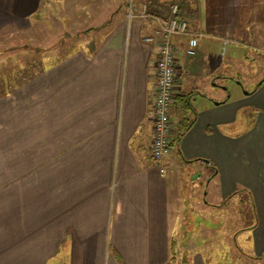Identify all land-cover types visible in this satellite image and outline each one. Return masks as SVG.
Returning a JSON list of instances; mask_svg holds the SVG:
<instances>
[{
    "label": "crops",
    "instance_id": "obj_1",
    "mask_svg": "<svg viewBox=\"0 0 264 264\" xmlns=\"http://www.w3.org/2000/svg\"><path fill=\"white\" fill-rule=\"evenodd\" d=\"M79 1L0 0L5 24L57 18L64 31L52 40L73 43L31 62L30 75L22 62L0 95V264H206L174 251L193 230L184 204L193 214L199 199L210 210L237 197L253 200V246L264 254V62L241 100L223 82L232 47L244 58L247 46L264 51V0H179L189 30L203 34L211 90L195 98L194 124L161 163L151 155L157 44L143 40L159 26L139 16L152 0ZM57 3L62 16H41ZM174 40L178 73L186 39ZM178 110L175 97L172 138Z\"/></svg>",
    "mask_w": 264,
    "mask_h": 264
},
{
    "label": "rangeland",
    "instance_id": "obj_2",
    "mask_svg": "<svg viewBox=\"0 0 264 264\" xmlns=\"http://www.w3.org/2000/svg\"><path fill=\"white\" fill-rule=\"evenodd\" d=\"M88 1L81 0L79 4L84 6ZM128 1L130 2L131 0ZM165 2L168 4L177 2L180 5L179 0H167ZM76 3L77 1L74 2V4ZM152 3L156 4L158 2L152 0ZM202 6L203 10H205V4H202ZM75 8L78 11V7ZM41 11V16L48 14L62 16L63 7L61 3H57L55 8L44 7ZM192 19L196 22V18ZM4 21L3 18H0V95L13 90L16 77L18 76L15 75L16 70L19 69L22 62L25 64L23 76L30 75L32 72V68L29 67L31 62H37L39 64L42 59L50 61L52 54L55 53V57L61 56L62 49L68 51L70 49L69 46L73 44L71 43L69 45V43H66L63 46V44L61 45L62 38L56 41L52 40L55 34L62 36L64 31L63 23L57 18L33 19V22L23 23L27 25L23 30L20 29L17 23L6 22L7 24H5ZM71 30H73V36L79 31L76 28H72ZM16 31L21 32L19 33V38L17 35L14 38L13 33ZM21 35L22 40L20 39ZM31 35L33 39L29 38ZM184 38L186 39V36ZM19 45L24 46L22 53L19 50L15 51V47ZM38 46H40L39 49ZM31 47L35 49L34 51L32 50L33 52L30 50ZM201 49L202 54L199 55L197 53V55L190 56L184 52L183 54L187 57L183 56L180 63L182 70L176 73V86L180 93L192 92L194 94L193 97L195 96L191 100L192 111L190 112L192 114L195 109V98L196 100H201V93L204 94L207 90H211L210 80L207 78L209 68H211L210 61L208 60L209 55L206 54L204 47H201ZM240 49L243 48H231V67L226 68L231 78H226L223 81L225 83L224 86L230 92L231 101L241 100L246 97L245 93L249 89V82H251L252 78H256L261 74V63L264 62V51L254 46H247V58H244V54H241ZM198 61V66L194 65V71L191 72V64L193 62L195 64ZM254 71L255 74H253ZM210 83L213 84L215 82L211 81ZM243 84L245 87L242 86ZM217 86L220 87L219 84ZM195 91L199 93L196 94L197 92ZM243 101V103H249V100L245 99ZM250 106L251 103L250 105H246V108L252 110V106ZM195 175L196 173L189 175V179H195ZM209 189L207 200L210 203L217 202L216 199L214 200L212 198V189ZM239 193H235L233 197ZM197 207H193L192 214L191 209L185 207L184 204L183 217H190L192 219L191 225L193 230L184 229L181 240L177 242L174 248L177 256L179 255V259H181L180 254H183L190 261L192 253L195 254L197 252L206 264H264V258L259 262H255L245 256L246 254L257 256L252 237V226L256 219V214L253 200L250 197H245V199L237 197L232 200L231 205L228 204L224 208L210 210H207L209 204L205 205V202L199 199ZM62 251L63 249H60L58 254L62 253ZM184 263L182 261V264Z\"/></svg>",
    "mask_w": 264,
    "mask_h": 264
},
{
    "label": "built area",
    "instance_id": "obj_3",
    "mask_svg": "<svg viewBox=\"0 0 264 264\" xmlns=\"http://www.w3.org/2000/svg\"><path fill=\"white\" fill-rule=\"evenodd\" d=\"M163 11V7L152 2H146L139 12L141 18L155 20L159 26L154 35H147L143 38L146 42L157 44L156 95L152 112L154 136L151 155L159 163L171 151V108L176 93V67L179 54V48L174 37L186 36L184 52L193 56L197 53L200 37L203 35L201 32L189 30L188 20L181 15L182 9L177 2L168 4V10H165L166 14ZM131 13L129 16H132ZM183 13L185 12L183 11ZM160 170L162 173L165 172L163 167Z\"/></svg>",
    "mask_w": 264,
    "mask_h": 264
},
{
    "label": "trees",
    "instance_id": "obj_4",
    "mask_svg": "<svg viewBox=\"0 0 264 264\" xmlns=\"http://www.w3.org/2000/svg\"><path fill=\"white\" fill-rule=\"evenodd\" d=\"M158 6L163 7L164 11L168 10V4L166 2L161 3L158 2L156 3ZM184 10H182V16H184L183 13ZM187 12V11H186ZM166 14V12L164 13ZM185 17V16H184ZM176 98H178V103H179V121L177 123V125L175 126V130H176V134L175 137L172 138L171 140V146H173V144L176 141H180L181 138L187 133V131L192 127V125L194 124V113L192 114V104H191V100L193 98V93L192 92H188V93H179L178 95L175 96ZM175 100V98H174ZM195 112V110H194ZM246 257H248L249 259H252V261L255 262H259L261 261V259L264 258V254L262 255H257V256H250V255H245ZM185 264V263H184Z\"/></svg>",
    "mask_w": 264,
    "mask_h": 264
}]
</instances>
